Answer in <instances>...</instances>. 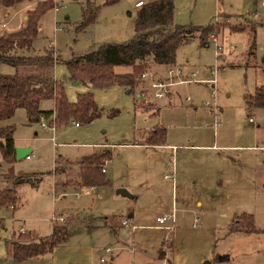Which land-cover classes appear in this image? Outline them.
I'll use <instances>...</instances> for the list:
<instances>
[{"label":"rangeland","instance_id":"obj_1","mask_svg":"<svg viewBox=\"0 0 264 264\" xmlns=\"http://www.w3.org/2000/svg\"><path fill=\"white\" fill-rule=\"evenodd\" d=\"M34 1L36 3L32 4ZM39 1L48 0H25L8 8L0 6V25L6 24L0 28V34L23 28L24 15L28 17L29 11L24 7L32 4V10ZM51 1L55 5L42 16L39 23L41 29L32 49L19 50V54L44 55L53 50L55 75L58 80L65 81L69 101L76 102L79 94L93 92L101 115L92 122L75 126L72 121L54 131L42 127V120L31 123L24 109L16 111L11 119V124L15 126V138L31 147L32 153L30 158L15 160L11 165L3 158L1 145L4 140L0 138V190L13 186L18 206L15 213L12 207L0 206V264L18 263L7 254L5 244L14 228L21 226L33 230L31 227L37 225L41 231H38L39 234H49L57 225L52 221L54 215H62L66 219L65 223L69 219V224L78 226L107 223L109 230L113 228L110 237L103 239L83 233L74 237L72 244L76 242L74 245L77 250L60 256V259L66 260L71 256L77 264H89L90 258L92 264H104L101 263L102 256L109 264H264L262 151L249 150L253 169L259 166L262 170L259 175L252 171V187L237 189L230 197L225 190L202 191L199 184L194 185L193 180L185 174L180 158L178 164L172 163L171 151L139 146L147 142L157 127H165L169 136L167 141L173 142L172 134L180 130L176 126L178 119L191 116L196 111L199 116L210 114L205 103L212 99V84L194 83L190 89L186 84L189 89L187 96L193 99L195 105L189 107L193 109L190 112L186 109L188 101L183 103L173 98L172 105H168V98L153 99L151 90L148 91V100L138 97L146 87L140 77L131 90L121 85L98 89L70 80L67 61L94 51L104 43H124L135 37V4L140 0H120L101 7L96 22L84 29H80V25L88 0ZM91 1L98 5L104 0ZM141 1L149 3L156 0ZM174 2L175 24H219L221 27L213 33L207 45H201L198 38L182 45L178 49L175 64L186 66L188 71L199 70L201 79H211V67L216 65V42L213 36L218 43L225 45V50L234 47L235 50L221 61L220 65L224 69L217 75L216 99L218 106L223 109L219 118L227 121V132L231 135L237 132L242 135L245 144L257 145L256 135L258 140H264V109L247 107L245 97L264 79V7L261 0ZM56 5L59 6L57 9ZM251 6H254V12H250ZM253 24L256 30L252 29ZM242 25L247 26L246 30L231 29ZM253 44H256L253 50L255 54L249 56L247 52ZM166 66L150 63L146 69L165 73ZM20 70L25 71V68ZM131 70L130 66L116 67L119 73ZM0 73L13 75L17 73V68L2 63ZM54 107L53 99L41 103L45 111H52ZM251 115L255 116V123L249 122ZM45 121L49 124L51 118ZM220 130L221 127L217 132L221 135ZM105 150L112 154L111 159L104 162L108 160L106 168L109 172L105 176L110 183L93 188L71 185L67 189L61 186L58 189L65 190L67 194L66 197L60 195L56 182L64 183L77 178L83 158ZM164 152H168L165 160L161 159V153ZM174 152L181 155L182 150ZM58 165L62 170L55 174ZM11 166L14 175L43 173V177L39 182L26 180L20 184L9 183L6 174H9ZM172 187H178L175 198ZM120 188L128 190L137 198L116 195ZM77 194L80 196L77 197ZM198 199L203 202L202 206L198 205ZM174 206L177 209L176 228L173 231L158 228L157 217L171 212ZM245 212L257 218V231L250 232L237 226L239 216ZM131 213L134 219L130 227H125L123 220ZM102 215L104 218L100 219ZM58 224L62 226L64 223ZM106 246L115 251L114 262L104 252Z\"/></svg>","mask_w":264,"mask_h":264},{"label":"trees","instance_id":"obj_2","mask_svg":"<svg viewBox=\"0 0 264 264\" xmlns=\"http://www.w3.org/2000/svg\"><path fill=\"white\" fill-rule=\"evenodd\" d=\"M23 1L25 0H0V6L8 8ZM119 1L104 0L102 4L96 5L88 0L87 7L83 9L80 29L96 22L102 6L113 5ZM54 5L55 2L51 0L39 1L34 9L28 11L23 28L0 34V64H9L17 68V73L13 75L0 73V138L5 139L1 148L4 160L11 165L16 160L15 126L2 124L12 119L18 109L27 112L31 123L40 121L41 116L47 118L55 116L57 127L72 121L89 123L101 115L93 92L79 94L76 102L69 101L65 81L58 80L55 76L56 60L53 50L44 55L19 54V50L32 49L39 33L40 20ZM175 8L174 0L144 3L137 10L134 21L136 35L133 39L124 43H104L94 51L67 61L68 78L98 89L121 85L131 90L150 63L162 66L175 64L178 49L182 45L195 38L199 39L201 45H207L213 33L221 28L219 24L177 25L174 23ZM246 28L245 25L231 27L234 31H244ZM252 29L255 30L254 24ZM122 65L130 66L132 70L126 73L117 72L116 67ZM21 68H25V71H21ZM47 99L54 100L55 107L52 111L41 108L42 101ZM245 101L249 108L264 107V85L247 94ZM159 130L162 137L153 144L165 142L166 130L165 128ZM159 130H155L153 134L160 136ZM111 156V152L105 150L83 158L80 162L79 176L64 183L56 182V186L68 188L71 185L89 187L108 185L110 181L101 167L106 159H111ZM61 170V166L58 165L54 173L58 174ZM13 172L11 166L9 174H6L7 181L12 184H17L20 180L39 182L43 177V173L17 176ZM0 206L17 207L13 186L0 190ZM239 228L250 232L258 230L253 215L247 214L240 218ZM60 231L61 228L55 226L52 234L40 238L22 232L6 242L7 254L19 262L52 253Z\"/></svg>","mask_w":264,"mask_h":264},{"label":"crops","instance_id":"obj_3","mask_svg":"<svg viewBox=\"0 0 264 264\" xmlns=\"http://www.w3.org/2000/svg\"><path fill=\"white\" fill-rule=\"evenodd\" d=\"M36 2H32V4H35ZM145 3V2H144ZM20 4V3H19ZM31 4V6H33ZM31 6H26L27 10L31 9ZM104 7V6H102ZM137 10L140 8L136 7ZM250 12H254L250 11ZM131 14V13H130ZM27 14L24 15V20L26 23ZM6 25V24H5ZM41 29V26H39V30ZM256 30V29H255ZM251 37V34H250ZM256 47V44L254 46L252 45L250 48V51L247 52L249 56H253L255 52H253L254 48ZM162 66V65H159ZM164 66V65H163ZM56 76V75H55ZM57 79V77H56ZM194 83L187 84L190 85ZM196 84V83H195ZM187 85L181 86L178 88V91L176 94H173L168 97L169 104L172 105L173 98L181 100L183 103L185 100V96L188 95L187 91ZM264 85V79L263 83L257 87ZM213 87V86H212ZM256 87V88H257ZM256 88L253 90V92L256 90ZM250 92V93H253ZM130 93V91H129ZM249 94V93H248ZM190 97V96H187ZM191 98V97H190ZM189 106H187V111H192V108L194 107L193 99L191 98L190 101L187 102ZM246 104V101H245ZM208 107V106H207ZM261 109H264V107H260ZM259 108V110H261ZM19 110V109H18ZM210 114L205 113L197 114V111L191 114V116H187L186 118H181L176 121L177 127L180 128L178 132H175V134H172V141H167L168 133L167 129L165 127H157L155 130L165 128V142L164 144H153L156 143L157 140H159L162 135L160 131V136L154 135L153 133L150 135L149 139L146 143H144L142 147L145 148H154L159 149L160 151H171L170 154L172 156V163L175 164L179 162V158L181 160V165L183 166V170L186 171L187 177H189L191 180H193L194 185L200 186V189L203 191L206 190H212V191H219V190H225L226 195L232 196V193L234 191L239 190H246L247 188L252 187L251 181L253 178L252 171L256 172V175L261 174V169L259 166H256V168L253 169V166L251 165V158L252 154H249L251 149L262 151V155L264 156V150L259 149V147H264V143L260 144L261 142H264V140L259 139L256 135L255 142H257V145H251V144H245V140L242 137V135L238 134L237 132H233V135H231L230 132H227V121L220 120L221 123L219 126H214V120L215 115L214 111L211 107H209ZM219 114L218 116L223 112V109L219 105ZM264 115V114H263ZM264 124V119L262 120ZM2 125H12L11 119L7 122H4ZM43 127V126H42ZM221 127V135L217 132L218 128ZM154 130V131H155ZM264 130V127H263ZM153 131V132H154ZM15 138V133H14ZM4 140V138H1ZM16 147L17 146H28L27 144L20 143L17 138H15ZM4 144V143H3ZM103 149L104 147H100ZM182 150L181 155L174 151ZM230 152V153H228ZM32 153V152H31ZM167 153L164 152L161 153V159L165 160L167 158ZM17 160V159H16ZM109 170L106 168V172L104 174H108ZM29 174V173H26ZM257 180V178H256ZM25 181L20 180V183H23ZM256 183V189H258V180ZM263 184V183H261ZM61 186H56V189L60 191V195H64L66 197L67 192L65 190L58 189ZM80 187V186H76ZM68 187L67 189H69ZM93 188V187H92ZM175 190H178V187H172V195L175 198ZM76 193H79L78 191ZM80 194V193H79ZM81 195V194H80ZM79 195V196H80ZM120 195V194H116ZM177 195V194H176ZM77 196V197H79ZM137 197H133L132 199H136ZM198 205L202 206L203 202L201 199H198ZM18 207V206H17ZM17 207L11 209L10 207H7L15 213L17 210ZM177 211V209H176ZM253 215L254 218V224L257 229V218L254 214H250L248 212L243 213L239 218H242L244 215ZM131 216L132 220L134 219V214L131 213L128 215ZM104 216L102 215L100 219H103ZM124 221V220H123ZM157 221V219H156ZM56 223V222H55ZM61 228L60 233L57 235V245L52 253L46 254L42 257L38 258H31L24 261H19L17 264H75L76 261L71 256L67 257L66 260H61L60 256H65L67 253L72 254L74 250H77L72 242L73 238L77 235L83 233L86 234H93L99 239L110 237L111 232L113 231V228L109 230L107 227V223L101 224V225H90V224H83V225H74L69 224V219L67 223H64L62 226L56 223ZM125 227H130V225H124ZM237 226L239 227V221L237 223ZM53 227V228H54ZM33 230L25 229L21 226H19L18 229H13L11 232L10 238L6 239L5 244L8 240H11L14 234L18 233H31L35 235L37 238L45 237L50 234H52L53 229L51 233L49 234H39L40 229L39 226L34 225L31 227ZM18 232V233H17ZM80 232V233H79ZM97 244H100V241H97ZM117 244H121L118 242ZM95 246V245H94ZM96 247V246H95ZM108 247V246H106ZM105 247V248H106ZM110 247V246H109ZM105 248L103 250H105ZM115 251L112 250L108 254V259L112 262H114V259L116 257ZM90 254H92V249ZM110 255V256H109ZM64 258V257H63ZM102 263V262H101ZM77 264V263H76ZM89 264H92L91 258L89 260ZM111 264V263H110Z\"/></svg>","mask_w":264,"mask_h":264},{"label":"built area","instance_id":"obj_4","mask_svg":"<svg viewBox=\"0 0 264 264\" xmlns=\"http://www.w3.org/2000/svg\"><path fill=\"white\" fill-rule=\"evenodd\" d=\"M54 1V0H53ZM136 7H141L144 5V1H138L136 4ZM261 5L264 7V0H261ZM56 9L59 7L56 5ZM256 17V15H254ZM5 24L0 25V28L3 27ZM213 40L216 42V65L211 67V73L213 75V78L211 79H201L200 76V71L199 70H191L188 71L186 66L182 65H168L166 66L165 73H156L153 72L151 69H146L140 76L142 83L146 86L145 91L143 93L141 92L138 94V97H140L143 100H148V91H152L153 99H162V98H168L169 96L176 94L178 91V88L190 84V83H211L213 86L212 89V99L206 101V106L211 107L214 111L215 115V120H214V126L217 127L221 123L220 118L218 116L219 114V106L217 103V90H216V83H217V75L218 72L221 69H224V66L220 65L221 61H223V58L231 53V51L235 50L234 47H228L227 50H225V45L222 43H218L217 39L215 36H213ZM232 49V50H231ZM190 97H186V101H190ZM51 121H49V124L46 123V119H49L45 116H41L42 120V126L44 128H52L54 131L57 130L56 122H55V116L50 117ZM40 120V121H41ZM249 122L255 123V116L251 115L249 118ZM75 126H80L79 122H74ZM259 149L264 150V147H259ZM31 157V154L28 156V158ZM108 160L106 161L105 164L102 165L101 169L102 172H106V165H107ZM79 194H77L78 196ZM52 221L58 223H65L66 219L64 216L60 215H54L52 217ZM157 222H158V228L164 229L166 231H173L176 228V208L175 206L173 207L171 212H167L163 215H159L157 217ZM132 223V218L128 217L124 219L123 225H131ZM112 251L111 247H106L104 252L105 253H110ZM101 262L104 264H109L107 262V259L105 256L101 257Z\"/></svg>","mask_w":264,"mask_h":264},{"label":"water","instance_id":"obj_5","mask_svg":"<svg viewBox=\"0 0 264 264\" xmlns=\"http://www.w3.org/2000/svg\"><path fill=\"white\" fill-rule=\"evenodd\" d=\"M253 10H254V6H251L250 11H253ZM15 152H16V159L17 160H21V159H24V158H28V156L32 152V148L28 147V146H17L16 149H15ZM117 193L125 195V196H128L130 198L135 197L134 195L130 194L128 192V190L123 189V188L118 189Z\"/></svg>","mask_w":264,"mask_h":264}]
</instances>
